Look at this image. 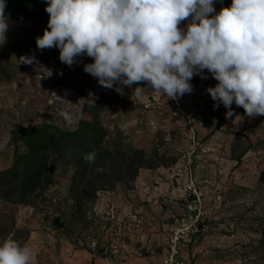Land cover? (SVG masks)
I'll return each instance as SVG.
<instances>
[{
    "label": "rangeland",
    "instance_id": "1",
    "mask_svg": "<svg viewBox=\"0 0 264 264\" xmlns=\"http://www.w3.org/2000/svg\"><path fill=\"white\" fill-rule=\"evenodd\" d=\"M7 23L0 169L12 162L10 129L46 121L74 129L80 117L90 118L84 108L90 97L98 100L106 142L120 139L151 163L139 168L132 187L109 182L79 213L68 197L73 167L64 155L33 206L0 202V211L28 229L23 246L32 250L31 264H161V250L174 237L184 264H264V116L249 118L233 103L243 119H226L227 109H214L206 92L217 83L207 70L208 79L194 75L193 91L175 100L139 84L122 86L121 95L84 72L92 58L78 57L69 67L56 62L58 48H37L48 21ZM22 55L37 62L19 63ZM136 87L146 90L134 93Z\"/></svg>",
    "mask_w": 264,
    "mask_h": 264
},
{
    "label": "clouds",
    "instance_id": "2",
    "mask_svg": "<svg viewBox=\"0 0 264 264\" xmlns=\"http://www.w3.org/2000/svg\"><path fill=\"white\" fill-rule=\"evenodd\" d=\"M46 2L48 26L36 38L37 48H58L59 60L69 67L78 57L92 58L83 70L102 87L123 95L122 86L147 82L175 100L193 91L194 75L208 79L207 70L217 83L206 92L214 109L220 104L227 109L226 119H243L233 103L249 118L264 116V0H232L211 18L214 0ZM5 8L6 0H0V46L7 40ZM18 62L37 61L35 55H22ZM144 90L136 87L134 93ZM62 115L71 122V116ZM95 156L93 151L84 159L92 164ZM32 259L29 247L0 242V264H31Z\"/></svg>",
    "mask_w": 264,
    "mask_h": 264
},
{
    "label": "trees",
    "instance_id": "3",
    "mask_svg": "<svg viewBox=\"0 0 264 264\" xmlns=\"http://www.w3.org/2000/svg\"><path fill=\"white\" fill-rule=\"evenodd\" d=\"M232 0H214L215 15L222 7H230ZM46 0H6L8 18H25L37 23L49 20ZM56 62L59 57L53 55ZM139 85L149 86L147 82ZM84 108L89 119L80 117L74 129L61 128L53 122L20 125L10 129L13 143L12 162L0 169V202L33 206L52 181V171L64 155L70 159L73 173L68 197L74 202V212L91 204L99 190L109 182H122L132 187L140 167H149L150 161L141 150L127 148L120 139L106 142L108 135L98 117V100ZM95 151V161L89 164L85 155ZM264 174V173H262ZM28 237L26 227L16 226L13 216L0 211V242L15 240L23 245Z\"/></svg>",
    "mask_w": 264,
    "mask_h": 264
},
{
    "label": "built area",
    "instance_id": "4",
    "mask_svg": "<svg viewBox=\"0 0 264 264\" xmlns=\"http://www.w3.org/2000/svg\"><path fill=\"white\" fill-rule=\"evenodd\" d=\"M187 189L190 191H194L193 184L187 185ZM179 255V245L178 238H171L169 243L166 244L165 247L161 250V264H184L183 262L178 261Z\"/></svg>",
    "mask_w": 264,
    "mask_h": 264
}]
</instances>
